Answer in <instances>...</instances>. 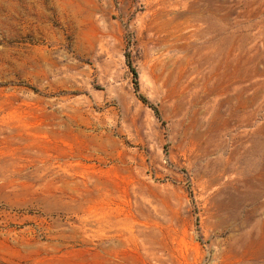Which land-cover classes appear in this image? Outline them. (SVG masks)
Here are the masks:
<instances>
[{
    "label": "rangeland",
    "instance_id": "374dc122",
    "mask_svg": "<svg viewBox=\"0 0 264 264\" xmlns=\"http://www.w3.org/2000/svg\"><path fill=\"white\" fill-rule=\"evenodd\" d=\"M0 264H264V0H0Z\"/></svg>",
    "mask_w": 264,
    "mask_h": 264
},
{
    "label": "trees",
    "instance_id": "16d2710c",
    "mask_svg": "<svg viewBox=\"0 0 264 264\" xmlns=\"http://www.w3.org/2000/svg\"><path fill=\"white\" fill-rule=\"evenodd\" d=\"M136 73V72H135Z\"/></svg>",
    "mask_w": 264,
    "mask_h": 264
}]
</instances>
